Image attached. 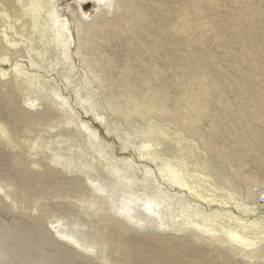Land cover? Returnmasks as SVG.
Segmentation results:
<instances>
[{
    "label": "rangeland",
    "instance_id": "374dc122",
    "mask_svg": "<svg viewBox=\"0 0 264 264\" xmlns=\"http://www.w3.org/2000/svg\"><path fill=\"white\" fill-rule=\"evenodd\" d=\"M49 1L46 14L51 46L37 38L32 20L24 19L29 21L27 26L14 24L18 34L27 38L17 56L23 63H18H31L39 85L26 88L23 68L29 67H15L11 61H4V76L0 77V92L6 82L13 89L7 97L0 95V122L8 123L16 139L23 142V148L13 147L0 137V264H107L97 259L104 252L99 246L89 249L84 239V233H88L82 224H73L83 215L77 206H82L81 199L90 212L97 211L84 199L91 194V180L103 187L96 192L106 198L100 200L105 212L107 202H116L112 207L116 208L121 195L129 196V191L149 196L154 186L162 185L165 191L172 187L156 166V180L154 175L146 180L143 170H135L140 181L132 185L127 182L132 173L126 159H141L139 149L146 139L141 131L153 117L142 112L126 116L110 106L122 101V93L142 104L151 100L173 108V102H181L188 92V108L201 104L207 115L197 124L199 135L221 150L247 144L248 150H264V0H125L118 10L115 7L120 0ZM23 16L27 18L25 12ZM28 31L32 37L27 36ZM159 60L160 69H155ZM91 72L104 77V88ZM49 74L61 85L59 92L44 87L42 76ZM161 74L169 76V83L155 85L156 89L149 92L143 81L156 83L155 76ZM177 77L181 78L180 85ZM19 83L23 87L18 88ZM196 84L210 89V94L200 92ZM5 98L15 101L23 112L16 107L14 112ZM229 110L234 113L229 114ZM64 112L69 118L79 117L78 130L73 123L58 122L53 132L57 138L54 146L45 151V146L39 145L35 150L41 152L33 154L31 146L37 138L33 132H22L30 130L27 116L52 115L65 121ZM154 122L168 133L159 136L163 141L157 150L177 160L175 163L189 159L187 168L192 174H198L192 157H208L205 161L214 158L205 151L199 135L181 130L172 120ZM244 124L254 128L240 134L247 126ZM48 132L40 131L46 141L53 139V133ZM53 147L59 160L43 161ZM250 152L252 156H247L243 170L258 175L260 184L253 186L257 199L252 197L249 204L256 206L257 216H264V205L259 204L264 196V158L263 165L256 166V153ZM93 159L95 169L83 168L82 164H90ZM249 182L239 179L233 185L242 192ZM137 203L134 212L141 217L148 215L143 202ZM169 207L172 205L152 214L155 223L132 221L130 224L140 232L127 235L125 240L129 244L134 239L142 241L150 233L161 238L186 237L184 232L178 234L170 228L173 221L181 217L178 222L184 223V219L172 217ZM94 224L100 227L97 219ZM182 227L196 229L192 225ZM257 246L263 248L264 241ZM251 260L243 264L264 263L263 258Z\"/></svg>",
    "mask_w": 264,
    "mask_h": 264
},
{
    "label": "bare ground",
    "instance_id": "6f19581e",
    "mask_svg": "<svg viewBox=\"0 0 264 264\" xmlns=\"http://www.w3.org/2000/svg\"><path fill=\"white\" fill-rule=\"evenodd\" d=\"M124 1L125 0H120L115 9H121L123 7L121 3H124ZM49 3V0H0L1 78L4 76V61H11L13 63L12 65L19 68L25 66L29 67V64H31L18 63L20 60L17 59V56L21 54L24 46L23 44L26 43L25 39L27 38L18 34L14 24L20 26L25 24V26H27L29 21H25L24 19L32 20L34 22L33 31L37 35V38L40 39L41 42L47 41V46H51L50 40H48L50 39L48 35L51 33L50 21H48V14H46ZM18 5H20V8L22 7L21 12L17 10L19 9ZM24 12L27 18L23 16ZM61 34V30L58 29V35ZM27 36L32 37L33 35L28 31ZM14 59L16 60L15 62H13ZM135 61L136 63L138 62L137 60ZM20 62L23 63V61ZM159 65H161L160 60L157 62L155 69H160ZM23 69L26 88L29 86H31V88L37 87L40 82L36 78V73L32 71L33 69L30 67L28 68L29 71L26 68ZM91 74L104 88V77L100 73L91 72ZM155 77L157 79L156 83H152L148 79L143 81V83L145 85L147 84L149 87V92L156 89L155 85L164 87L169 83V76L166 74ZM42 78L44 87L51 88L58 92L60 91L61 85L51 74L42 76ZM177 84H181L180 77H177ZM19 85L23 87V83H19L18 88ZM196 86L200 92L210 94L211 90L207 87H202L197 84ZM12 90L8 82H6L2 91L3 93L0 92V95L7 97ZM119 95H121L122 101H115V105L110 106L115 112H121L126 116H130L132 112H142L153 117L147 129L141 131V136L146 138L139 149L142 155L140 156L141 159H137L134 156H128V159H126L127 166L130 167V172L132 173V177H129L127 182H130V185H132L134 181L135 184L140 181V177L135 173V170L138 172L143 170L146 180H148V176L150 177V175H154L156 180V178H159L155 171V168H157L156 170L163 174L162 177H167L169 179L172 187H168L167 191H165L162 185L159 184V187L154 186L153 194L149 196L143 192L133 191L132 193L129 191V196L125 194L121 195L119 204L116 208H112L116 202H112L111 205L110 202H107V209L105 212L103 211L104 202L100 200L106 198H103L96 192L101 186L97 184V181L91 180V194L84 199H86L90 205L93 204L96 206L97 211L90 212V209L84 205V201L81 199L82 206H77L78 210L80 212L82 211L83 215H81L82 217H80V219L76 218L75 220L77 222H73V224L75 226L82 224L85 232L88 233H84V239L89 244V249L94 250L95 246H99L102 251H104L97 259L101 258L107 264H243V262L252 263L251 259L254 257L264 259V247L259 248L257 246V242L264 241V216H257L256 206L251 203L249 204L252 197H254L255 201L257 199V192L253 186L260 184V178L256 174L251 175L247 172L245 173L243 170V168L246 169L247 167L246 159L252 156L250 151L256 153V156L254 155L255 161L257 162H255L256 166L257 164L263 165L261 158H264V155H262V153L264 154V150H248L250 144H247V146H232V148L230 147L231 150H221L219 149V145L216 146L212 140L199 135V130H196L197 124L207 115L201 104L188 108L190 105V94H188V92H186L181 102H173V108L168 105L156 104V102L151 100L147 102V104H142V102L131 95H123L122 93H119ZM119 95L116 96L117 99ZM5 99L7 100L10 98ZM7 101L14 107V112L16 108L23 112L20 109V105L15 104V101ZM165 102H169L168 97ZM228 112L229 114L234 113L233 110H229ZM64 116H66L65 112ZM27 117V126L30 130L25 128L22 132H33V136H36L37 139L31 146L34 150L39 145L42 148L45 146V151H47L46 148L49 149L51 146H54L57 140L54 129L58 122L62 125L73 123L76 126V130H78L80 126L79 117L73 115H71L70 118L66 116L65 121L52 115L48 116V118L45 117L46 119L36 114H30ZM178 118H181L183 121ZM157 119L172 120L181 130L185 132L188 130L195 136L199 135L197 137L205 151L212 154L214 158L212 159L209 157V161H207L208 159L205 161L208 157H192L198 169H196L198 174H192L187 168L190 161L189 159H181L180 163H175L177 160L170 159L167 156L164 157V154L162 155L161 151L157 150L159 149L157 145L160 141H163V138L161 139L159 136L165 137L168 133H165V131L158 126L157 122H154ZM45 127L48 129H45ZM250 128H254V126L249 124L239 132L240 134H244L246 132L245 130L251 131ZM10 129L11 127L8 123L4 124L0 122L1 139L3 141L6 140L9 146H22L23 142L16 139V133L13 134ZM214 129H216V126H213V130ZM41 130H45V132H54L53 139L46 141L45 138L40 135ZM239 141H241V139ZM182 144L183 142L181 145ZM166 146H169V144ZM172 146H174V144ZM212 150L217 152H210ZM38 152L41 151L35 150L33 154H37ZM57 154V150L53 147L48 154L49 157L44 156L43 161L48 158L50 160H59V155ZM247 156L249 157L247 158ZM93 163H95V159L92 160V163H85L82 164V166L85 169L93 170L95 169ZM260 165H258V167H263L264 169V166L261 167ZM239 179L250 181L249 183H245L246 187H244L243 190L241 189L242 192L236 191L233 185L235 184L233 182ZM221 182L224 183L225 187H222L220 184ZM227 184L229 187H227ZM4 185L7 186V184ZM235 195L238 196L235 197ZM139 201L143 202L145 211L148 212V215L141 217L134 212L135 207L139 205L137 203ZM170 204L172 205V207H169L170 212L168 211L170 215L172 217L182 216L184 219V223L178 222L181 217L177 219V222L173 221L174 226L170 228L178 232V234L184 232L186 237L169 235V237L161 238L153 237L150 233V236H145L142 241L134 239L131 244H129L125 240L127 235L133 232L139 234L140 232L137 227L130 223H139V220H141V222L147 221V223H155L156 219L151 218L152 214L158 213L160 208H168ZM175 206L178 208L177 210L174 209ZM260 206H262V204H260ZM94 219H97L99 222L100 227L98 229L97 225L94 224ZM182 225H192L201 231H197L196 229L184 230ZM109 241H111V243ZM107 251L110 252L109 255L106 253ZM100 264H103V262Z\"/></svg>",
    "mask_w": 264,
    "mask_h": 264
},
{
    "label": "built area",
    "instance_id": "2783aa9c",
    "mask_svg": "<svg viewBox=\"0 0 264 264\" xmlns=\"http://www.w3.org/2000/svg\"><path fill=\"white\" fill-rule=\"evenodd\" d=\"M260 204L264 205V196L261 198V200L259 201Z\"/></svg>",
    "mask_w": 264,
    "mask_h": 264
}]
</instances>
